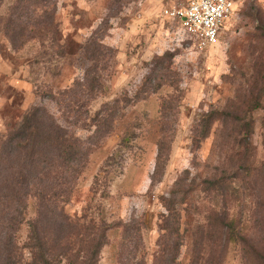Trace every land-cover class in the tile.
<instances>
[{
    "label": "rangeland",
    "instance_id": "rangeland-1",
    "mask_svg": "<svg viewBox=\"0 0 264 264\" xmlns=\"http://www.w3.org/2000/svg\"><path fill=\"white\" fill-rule=\"evenodd\" d=\"M234 2L235 22L199 51L164 14L187 0H0V135L39 106L92 149L64 210L109 225L99 264H127L135 245L144 264H168L159 226L172 192L176 264H264V0ZM54 10L52 42L34 27ZM36 207L26 200L20 247Z\"/></svg>",
    "mask_w": 264,
    "mask_h": 264
},
{
    "label": "trees",
    "instance_id": "trees-1",
    "mask_svg": "<svg viewBox=\"0 0 264 264\" xmlns=\"http://www.w3.org/2000/svg\"><path fill=\"white\" fill-rule=\"evenodd\" d=\"M54 12L50 15L43 11L41 17L45 22L40 28L34 27L35 35L52 42L56 35ZM27 30L24 28L21 33ZM160 60L156 59L159 70L168 71L169 67L157 62ZM75 85L85 87L89 94H94L100 87L84 83ZM163 86L177 91L173 82L159 83L150 89H142L133 101L124 97L121 103L126 107L134 106L145 100L141 97L142 93L154 95ZM69 93L68 89L58 93V96ZM169 99L180 100L175 97ZM163 103L162 111L166 108ZM109 106H104L99 115ZM205 137L206 133L197 143ZM171 142L172 138L166 142L163 137L157 143L156 167L167 161L168 144ZM92 146L95 147L94 144ZM91 150L70 128L63 127L49 115L48 110L39 106L25 114L19 125L8 127L7 133L0 135V264H99L100 252L107 244L109 225L103 219L96 220L87 214L72 218L64 210ZM28 198L36 200L37 214L29 223L28 236L20 247L17 234L24 222ZM181 203L176 201L172 192L171 198L165 201L167 214L159 226L162 252L172 256L168 264H176L179 257L181 217L178 207ZM131 230L125 229L126 233ZM136 235H139L138 229ZM131 254L127 264H144L142 259H137L136 245ZM119 260V264H125L121 256Z\"/></svg>",
    "mask_w": 264,
    "mask_h": 264
},
{
    "label": "built area",
    "instance_id": "built-area-1",
    "mask_svg": "<svg viewBox=\"0 0 264 264\" xmlns=\"http://www.w3.org/2000/svg\"><path fill=\"white\" fill-rule=\"evenodd\" d=\"M164 14L178 22L177 35L181 42L202 51L215 45L235 22L237 8L234 0H187L183 7Z\"/></svg>",
    "mask_w": 264,
    "mask_h": 264
}]
</instances>
